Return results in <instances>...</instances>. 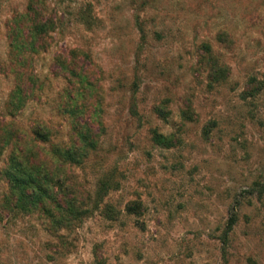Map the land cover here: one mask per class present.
Wrapping results in <instances>:
<instances>
[{"label": "rangeland", "instance_id": "rangeland-1", "mask_svg": "<svg viewBox=\"0 0 264 264\" xmlns=\"http://www.w3.org/2000/svg\"><path fill=\"white\" fill-rule=\"evenodd\" d=\"M26 4L0 0V120L25 131L43 121L66 142L58 105L72 98L99 124L94 148L65 172L90 199L110 190L55 232L38 214L0 213V264H264V0H44L56 27L43 52L24 54L19 82L34 95L8 118L17 65L6 27ZM211 60L229 69L223 83L210 81ZM251 77L260 91L243 99Z\"/></svg>", "mask_w": 264, "mask_h": 264}, {"label": "trees", "instance_id": "trees-1", "mask_svg": "<svg viewBox=\"0 0 264 264\" xmlns=\"http://www.w3.org/2000/svg\"><path fill=\"white\" fill-rule=\"evenodd\" d=\"M56 24L45 15L44 0H27L25 11L15 12L7 23L6 41L9 50V65H17L16 79L12 89L3 102V114L14 118L33 99L34 88L19 82V67L24 61V54H37L46 49L48 34ZM205 49L208 51V47ZM75 51V50H73ZM72 66H62L68 81L74 78ZM24 76L27 81L35 76ZM229 69L218 66L211 60L209 78L213 83L228 79ZM261 85L254 78L247 80V88L243 91V99L254 97ZM58 105V113L66 119L70 137L66 142L55 140L54 134L43 121L34 122L27 131L19 129L9 120H0V180L5 184V192L0 197V213L11 212L24 215L38 214L47 219L49 228L57 231L69 227L74 222H82L100 209L103 197L110 190L107 184H101L94 198L89 193L83 194L77 188L75 180L65 172V168L80 164L87 151L92 150L97 134L91 128L95 120L84 118L83 109L73 103ZM157 117L166 119L168 112L162 107L155 110ZM3 116V117H4ZM182 116L189 117L187 111ZM152 140L159 146L170 147L169 136L152 131ZM48 144L44 150L42 145ZM44 151V152H42ZM46 151V152H45ZM262 189L259 190V194ZM140 204L131 202L124 207L128 215L139 213ZM104 213L113 209L104 204ZM235 214L226 221V235L235 223Z\"/></svg>", "mask_w": 264, "mask_h": 264}]
</instances>
